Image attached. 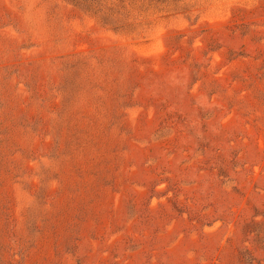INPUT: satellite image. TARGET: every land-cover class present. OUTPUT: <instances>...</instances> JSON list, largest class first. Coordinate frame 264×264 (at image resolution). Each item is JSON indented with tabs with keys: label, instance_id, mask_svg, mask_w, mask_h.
I'll return each instance as SVG.
<instances>
[{
	"label": "rangeland",
	"instance_id": "rangeland-1",
	"mask_svg": "<svg viewBox=\"0 0 264 264\" xmlns=\"http://www.w3.org/2000/svg\"><path fill=\"white\" fill-rule=\"evenodd\" d=\"M0 264H264V0H0Z\"/></svg>",
	"mask_w": 264,
	"mask_h": 264
}]
</instances>
